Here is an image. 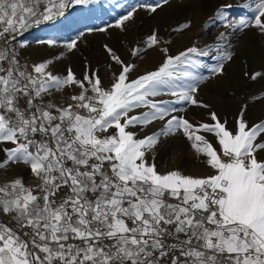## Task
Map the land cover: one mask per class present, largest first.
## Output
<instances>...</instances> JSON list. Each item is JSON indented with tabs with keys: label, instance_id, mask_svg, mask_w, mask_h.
Here are the masks:
<instances>
[{
	"label": "snow or ice",
	"instance_id": "snow-or-ice-1",
	"mask_svg": "<svg viewBox=\"0 0 264 264\" xmlns=\"http://www.w3.org/2000/svg\"><path fill=\"white\" fill-rule=\"evenodd\" d=\"M89 3L0 0V264H264V119L250 124L242 104L230 129L199 99L201 85L225 76L238 56L233 35L254 30L264 39V0H222L205 25L223 31L175 55L153 31L145 48L163 59L135 78L136 65L105 45L118 66L107 86L88 64L78 77L70 67L54 73L52 59L22 61L26 32ZM169 3L133 5L109 27L127 31L139 9L154 14ZM234 7L246 14L233 17ZM193 26L187 19L173 31ZM179 105L207 109L210 122L177 115L186 111ZM178 135L204 157L207 174L157 170V146Z\"/></svg>",
	"mask_w": 264,
	"mask_h": 264
},
{
	"label": "rangeland",
	"instance_id": "rangeland-1",
	"mask_svg": "<svg viewBox=\"0 0 264 264\" xmlns=\"http://www.w3.org/2000/svg\"><path fill=\"white\" fill-rule=\"evenodd\" d=\"M101 1L103 0H90V3L86 5H74L66 10L64 16L33 27L26 32L24 38L29 42V46L21 51L22 61L40 62L52 59L55 61L51 65V70L54 73L64 74L66 69L70 67L78 77H82L85 71V64H88L92 68L99 70V74L105 86H107L111 72L114 70L118 71V66L110 60L104 47L105 45H108L120 55L125 63L136 65V69L130 74V78H135L146 71L154 70L163 59V54L158 48H152L154 50L152 55L149 54L151 49L145 48V42L153 31L157 32L159 39L164 35L174 36L168 41L169 43H162L161 45L162 47H168L171 55L177 54L193 42H198V45L203 47L205 43H211L220 31H223L219 23L210 27L205 25L207 17L213 13L222 0H205L199 6L194 1L189 0L187 8L182 11L180 16L166 22L148 24V26L140 29H137L136 24H133L132 26L136 30L135 35L133 37H124L123 41H116L112 38L111 32H109L111 28L109 26L114 25L115 22H108V19H103L101 22L95 18L93 22H85V13L88 9L91 10L95 3ZM143 1L153 3L155 0ZM229 2L236 5L245 2V0H229ZM231 13L233 17H239L246 14V10L241 7H234ZM187 19H192L194 23L190 31H173L174 28H177ZM105 27L108 28L107 32L98 31V29ZM242 34L238 39L235 35L231 37L238 56L234 62L227 66L226 75L219 79L214 78L206 81L201 85L199 93V99L212 105V110L217 112L222 121L225 119L228 121L227 126L230 129L235 128L234 117L242 104H247L246 118L250 124L264 119V79L257 78V80L253 81L244 78L242 75L245 71L249 73L264 72V39H261L254 30L245 31ZM49 39L57 43L52 46L38 43V41H47ZM73 39L77 41V48L69 51L66 44ZM175 41L176 43H174ZM137 46L142 49L141 54L139 56L131 55V49ZM58 57L59 59H57ZM206 62L210 65L214 63L210 58H207ZM109 65H112L111 69ZM204 74L208 75L207 71ZM60 97H63V95L56 93L52 99L57 100ZM178 107L186 108V111L179 112L177 115H183L192 122H210L207 109L191 105H179ZM160 126V123L156 122L155 125L149 126L143 132H139L138 128L132 129V131L139 132L140 137H143L156 131ZM204 135L208 137L219 151V146L214 137L211 134ZM191 150L189 142L179 135L162 141L157 146L154 154L157 170L163 173L178 169L185 174L197 176L207 174L209 169L201 162L204 157L200 156L198 158L197 154L191 152ZM149 162H152L151 154L149 155ZM18 172L19 174L25 173L26 176H30L28 169L20 168Z\"/></svg>",
	"mask_w": 264,
	"mask_h": 264
},
{
	"label": "bare ground",
	"instance_id": "bare-ground-1",
	"mask_svg": "<svg viewBox=\"0 0 264 264\" xmlns=\"http://www.w3.org/2000/svg\"><path fill=\"white\" fill-rule=\"evenodd\" d=\"M194 3L199 6V4L203 3L205 0H192ZM159 2V0H155L153 3H146L143 0H103L99 3H95L93 8L85 13L86 23L93 22L94 18L99 21H103V19H108V22H116L117 18H119L122 14L126 13V11L136 4L143 5H153ZM189 0H170L169 5H165L162 9H158L156 13H149L144 9H139L135 15L134 21L129 23L127 31H121L118 28H110L109 32L112 34V38L116 41H123L124 37H133L136 33L135 28L132 26L136 24L137 29L148 26V24H152L155 22H166L170 19H173L177 16H180L182 11L187 8ZM89 31V30H88ZM90 32V31H89ZM242 32L235 34V37L238 39L241 36ZM243 35V34H242ZM88 36V35H87ZM174 36H163L160 38L162 42L169 41ZM86 38V37H85ZM177 39V38H176ZM176 43V41L174 42ZM170 46V45H169ZM171 47V46H170ZM154 50H150L149 54H153ZM154 58V57H153ZM152 60V59H151ZM81 64V63H80ZM191 152H195L193 149ZM25 173H21L20 175L24 176L25 181H29L30 176H26Z\"/></svg>",
	"mask_w": 264,
	"mask_h": 264
},
{
	"label": "built area",
	"instance_id": "built-area-1",
	"mask_svg": "<svg viewBox=\"0 0 264 264\" xmlns=\"http://www.w3.org/2000/svg\"><path fill=\"white\" fill-rule=\"evenodd\" d=\"M63 98H64V97H60V98H58L57 100L63 102Z\"/></svg>",
	"mask_w": 264,
	"mask_h": 264
}]
</instances>
